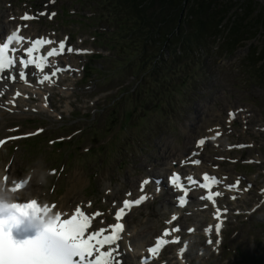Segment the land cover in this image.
<instances>
[{
	"label": "rangeland",
	"instance_id": "obj_1",
	"mask_svg": "<svg viewBox=\"0 0 264 264\" xmlns=\"http://www.w3.org/2000/svg\"><path fill=\"white\" fill-rule=\"evenodd\" d=\"M183 1L186 2L183 4ZM191 1L182 0V5L187 6ZM207 1L215 3L224 13V32L230 21L242 23L248 29L247 39H242L234 51L227 53L217 50L221 40L216 39L217 43L210 45L211 52L200 53L198 61L184 59L181 70L184 68L185 80L180 86L166 91L161 107L152 104L143 107L127 97L124 101L121 100L124 97L115 99L118 81L112 78H118L117 75L106 80L107 75L96 83L83 79V66L89 59L95 65L104 63V71L110 72L114 66L111 60L103 58L110 55L107 50L95 48L89 26H83L75 15L64 16L65 21H60L59 17L50 14L58 10L57 0H0V12L13 13L17 21L22 12L33 13L34 19L26 25L28 31L55 35V39L67 37L69 47H73V52L60 57V61L72 69L58 84L51 85L48 91L50 106L42 110L26 109L24 113H0V139L6 140L0 145V168L13 166L16 178L31 177L32 188L46 199L60 201L67 197L71 205L80 204L110 222L113 221L115 202H120L127 194L136 196L139 176L146 174L148 169L158 174L164 167L161 163L164 144L171 140L175 151L182 149L186 129L197 122L203 124L201 131L221 126L223 132L218 144H206L203 155L229 181L243 172L253 182L246 195L237 194L233 199L224 193L219 197L218 205L228 210L220 234L208 236L203 232L213 219L207 209L191 214L187 209L182 212L174 224H181L182 236H179L183 242L170 241L159 258L150 264H247L248 260L259 261V251L264 249V197L263 192L257 191L264 181V57L259 62L262 68L258 70H254L246 59L253 46L262 48L264 43L262 31L253 34L264 17V0H193L192 3L196 6ZM67 6L72 12L73 7L68 1ZM94 52L102 54L98 57L100 60L91 56ZM131 80L128 79L126 90L133 85ZM59 85H67V88ZM30 101L40 104L38 98ZM241 108L237 117L228 121V114ZM117 110L120 114L126 111L122 124L118 123L119 114L115 118L112 116ZM127 110L138 114L126 124ZM28 133H39L31 149L25 145L27 139L21 140ZM69 134L74 135L69 143L63 139V142L51 144V140L61 136L67 138ZM198 135L196 132L192 140ZM9 136L19 138L7 140ZM239 142H251L252 145L245 149L226 148L228 143ZM248 156L253 159L250 163L244 162ZM168 157L173 155L168 154ZM148 189L153 192L151 184ZM75 193L76 199L73 198ZM168 199L171 202L165 208ZM173 202L166 191L155 192L148 203L127 215V226L135 232L144 225L152 229L146 242L150 243L158 230L166 225L167 210L171 211ZM191 226L196 230L189 232ZM214 239L221 243L208 244L207 241ZM257 242L260 243L255 246ZM180 246L186 247L183 260L176 255ZM258 247H261L259 251ZM240 252L254 256L244 259ZM121 264L130 262L123 260Z\"/></svg>",
	"mask_w": 264,
	"mask_h": 264
},
{
	"label": "trees",
	"instance_id": "obj_2",
	"mask_svg": "<svg viewBox=\"0 0 264 264\" xmlns=\"http://www.w3.org/2000/svg\"><path fill=\"white\" fill-rule=\"evenodd\" d=\"M59 1L63 3V11L67 8V1L71 3L73 14L69 13L70 16L75 15L85 24H94V27L91 26L95 28L92 30L94 42L108 50L110 55L103 58L105 61L111 60L114 66L110 72L102 71L100 66L94 71H98L99 75L104 73V79L108 75L106 80L118 76L112 78L118 81L116 86H120L115 99L124 97L121 99L124 101L127 97L143 107L150 104L161 107L166 91H173L180 86L185 80L182 74L184 68L181 70L184 59L198 61L200 53L206 55L207 51L211 52L210 45L217 43L216 39L221 40L217 50L232 52L249 35L244 24L232 21L225 25L224 32V13L211 1L206 4L199 2L196 6L193 0L187 6L182 5V0ZM260 24L253 34L261 31L264 33V17ZM262 57L264 43L262 48L253 46L246 59L251 62L254 70H258L264 64H259ZM114 71L118 73L113 74ZM129 78L133 85L126 90ZM127 111L129 115L126 124L138 114L132 113V110ZM118 114V123L122 124L126 111L120 114L117 110L112 116L115 118ZM257 264H263L262 260Z\"/></svg>",
	"mask_w": 264,
	"mask_h": 264
},
{
	"label": "snow or ice",
	"instance_id": "obj_3",
	"mask_svg": "<svg viewBox=\"0 0 264 264\" xmlns=\"http://www.w3.org/2000/svg\"><path fill=\"white\" fill-rule=\"evenodd\" d=\"M43 15V13H41ZM54 16L55 13H52ZM33 17L25 13L21 19L28 20ZM20 29L17 28L15 31H12L10 35H7L6 40L0 37V79H4L5 76L14 82L16 80V75L18 73L19 79L25 81L26 73L24 69L29 66L34 65L36 68H44V62L47 61L49 57L57 55V49L52 48L47 52L46 56H35L34 53L38 51L37 45L40 44H49L51 41H41L36 40L33 42L31 47H27L24 51L27 54V58L18 57L20 49L13 46V42L16 44H21L24 40V37L19 34ZM60 49H64V42H60ZM68 52L73 51L72 48L67 49ZM39 61V62H38ZM17 65L20 67L17 68ZM56 71H59L57 69ZM56 71L52 72V76L56 75ZM50 79L49 75L43 76V81H48ZM5 93L0 90V97L4 96ZM21 96L20 91H16L12 99L8 102L9 104H15L16 98ZM38 131H42L38 130ZM25 135H32L28 133ZM219 135V133H217ZM19 137L9 136L7 140H15ZM6 143L5 139H0V145ZM200 144H204L205 141L201 139ZM194 163H200L196 160ZM10 167V166H9ZM55 170H53L54 172ZM8 181V176H5ZM187 179L195 183L192 180L191 176H188ZM205 180H209V177L205 175ZM180 177L173 174L171 176V184L178 186L179 188L184 189L185 194L179 195L178 203L183 206L186 203L185 195L187 189L183 184L179 183ZM212 184L216 183V178H211ZM159 183V182H157ZM239 183V181L237 182ZM19 189L26 190V185L30 186L29 181L21 179L17 182ZM149 184V180L145 179L141 185L140 189L143 191L145 186ZM201 188L207 189L210 187L209 183H204L200 185ZM229 187H235V185H230ZM220 191H209L206 197H201V199H207L212 201L213 204H216V198L222 196ZM148 199L145 195H140L138 199H124L122 201V207H119V210L115 212L116 223H113L108 226V228H100L97 231L89 232L91 227V220L89 216L82 211L80 206H77L74 209V212L68 216L67 213H62L60 211H55L57 219L54 223H50L45 229L43 227V222L39 219L40 217V207L41 204L38 203V200H27L23 195L18 196V203L14 206V211L8 214L7 220L0 225V264H121L120 257L123 255V252L120 248L119 241L123 239L122 233L124 231V224L121 222L122 218L127 214L126 210L130 209L132 206L140 205L142 201ZM24 201V202H20ZM49 206V205H48ZM55 205L50 207L55 208ZM224 212H227V208L223 209ZM63 216H68V218L62 219ZM96 215H99L97 213ZM215 215L217 219L221 216L220 207H216ZM176 216L171 217V221H175ZM169 221V223H171ZM25 222L28 223L30 227H34V238L25 239V236L22 238H16L13 236V230L17 232L20 231V227ZM110 230V234L108 233ZM178 227L172 228L171 231L168 228H165L163 235L157 237L154 243V246H150L147 249V252L151 254L152 257H155L161 250L162 246L167 245L170 241L164 237H169L172 233L179 232ZM189 232H192V229H188ZM221 232V224H215V233ZM27 233V232H26ZM180 240V237L177 235L171 241L176 243ZM208 244H220L219 239L209 240ZM184 248L180 249V252H183Z\"/></svg>",
	"mask_w": 264,
	"mask_h": 264
},
{
	"label": "bare ground",
	"instance_id": "obj_4",
	"mask_svg": "<svg viewBox=\"0 0 264 264\" xmlns=\"http://www.w3.org/2000/svg\"><path fill=\"white\" fill-rule=\"evenodd\" d=\"M1 15H2L3 20H1V22H0V37L5 35V33L10 31V29L15 27L16 26L15 24H17L16 21L14 20V17L12 15H10L9 13L8 14H2L0 12V16ZM27 36H29V35L27 34ZM54 60H55V58L50 59L49 65H48L49 67H52V65L55 63ZM53 71H56L55 68H53V70L51 72H49L50 79L48 81H43V75H44V73L47 72L46 70L45 71H36V70L33 71V74L38 77L37 81H32L29 78H26L25 81H21L19 79L18 73L16 75V80L14 82L10 81L7 78V76H5L4 79H1L0 80V90H2L5 93V95L0 97V113L2 111H12L13 113H18V112L24 113V111L26 109H35V110L41 109L42 110L43 108L50 106L49 92L48 91L50 90L51 85L58 84V81H60L62 77L67 75V71L65 70V71H60V72L56 71V75L52 76L51 74ZM59 86L61 88H67V85H63V86L59 85ZM16 91H20L21 96L16 98V103L14 105L9 104L8 102L12 99V97L14 96ZM31 98H38L40 104H38V105L33 104L32 101H30ZM31 103H32V105H30ZM38 106H40V107H38ZM199 120H200V115H199ZM202 126H203V124L198 125L196 122L195 124H193V126L191 128L186 129V141H184L182 149L179 148L175 151L174 150L175 148H173V145L171 144L172 143L171 140L169 143L164 144L165 148L162 149V162H161L164 165V167L161 168V170H159V173H162L165 178H166V176H168L167 174H169L170 170L173 168H180L184 171L193 170V171H197L198 173H201L204 170V168L206 167V168H210L212 171H216V168L212 166V163L205 156L203 158L205 159L207 166L203 163V161H201L200 165H198V166L192 165L190 163V161L193 158H191L189 154L192 153L195 149L200 148V146H198V144L195 140L198 139L199 137L206 138V136H205L206 133L204 131H201L202 128L200 129V127H202ZM216 131H219V130L211 129V132L209 135H213V133H215ZM196 132H198L199 135L196 136L192 140V138ZM201 132H204V133H201ZM191 140L193 141L192 146H191ZM216 141H218V140L216 138H214V140L212 142L214 143ZM190 146H191V148H190ZM165 153H167V155ZM168 154L173 155V157L169 158ZM176 155H178L180 157H178ZM183 155H185V157ZM181 159H184L183 163H181ZM174 160L176 161L175 164L172 163ZM12 168H13V166L9 167V165H6L5 167L0 168V194L4 195L7 193L15 192L16 195H19V196L23 195L25 198L36 197L38 194V190L36 188H32L31 185L30 186L26 185V190H17L16 187L13 189V186H16L17 182H19L20 179L16 180V176H15V174H13ZM159 173L156 174L154 170L148 169L146 174L139 176L140 178L137 180V183L139 185L138 190L140 192L144 193L146 191L147 185L145 186V189L143 191H141L140 181H144L145 179H148L149 184H150L152 181L149 177V174H151V176H154V175L159 176ZM2 175H8V181L7 180L3 181ZM28 179H29L28 181L30 182V184H32L31 183V181H32L31 177H29ZM221 181H223V177L221 178ZM224 184H226V183L220 182L215 187H213V189L220 191L219 187L221 185H224ZM169 188L171 189L172 192L175 190V189H173L174 187L173 188L169 187ZM236 190H237V188H236ZM236 190H231L230 192L235 193ZM196 191H197L196 194H195V192H193L192 194L189 195V199L194 198V200L188 201L186 206L187 207H195L194 211H196V212H198L204 206L206 208L208 206L213 207L212 211H210V212L212 214H214V217L216 219L214 220V222H212V224L210 223V224L206 225V227L203 230V232L205 234L210 236L211 232L214 231L215 224L221 222V219L223 220V217L220 216L219 220H217V217L215 215L217 205L213 204L212 201H208L207 199H201V197H206L205 191L199 190V189ZM220 192L223 193V190ZM145 195L149 196L148 193H145ZM74 196H76V197H73V198L76 199L77 198L76 193L74 194ZM43 201H44V199H43ZM168 203H169V200H166L164 207H166ZM55 206L56 207L54 208V210H56V209L69 210L70 209L67 197L61 199L60 202H58ZM132 210L133 209H130L129 211L126 210V213L131 214ZM173 210H174V213L172 216L177 217L181 212V208H177L176 206L173 208ZM126 215L122 218L123 221H125ZM171 217H170V219L168 218V220H167V226H168V229L170 231L172 228H174L173 227L174 226L173 221H171ZM90 218L94 220L93 216H90ZM114 220H115V213H114ZM169 221H171V223H169ZM106 224L108 225V223H105V224L102 223L101 226H104ZM96 228H98V227H96ZM192 230H194V228H192ZM151 231H152V229L147 228L146 225L142 226L141 229L137 232L134 231V228H132L131 230L129 228H128V230L125 229L122 233L123 239L121 241H119L120 248L123 252V255L120 257V260H122V259L123 260H129L130 264H148V262L144 261L143 258H145L146 256L149 255V253L147 252V249H145V248H147L145 242H146V238H147L148 234ZM161 233L163 235V231ZM172 235L174 236V233H172ZM164 238L169 240V241L173 240V238H171L170 236L164 237ZM179 250L180 249L178 248L177 249V257L179 258V260H183L184 253L180 252ZM158 254L155 257H157Z\"/></svg>",
	"mask_w": 264,
	"mask_h": 264
}]
</instances>
